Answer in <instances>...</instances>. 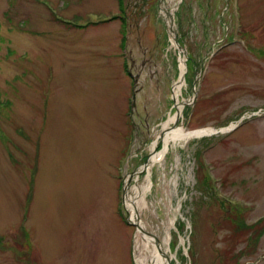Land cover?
Returning <instances> with one entry per match:
<instances>
[{"label":"rangeland","instance_id":"1","mask_svg":"<svg viewBox=\"0 0 264 264\" xmlns=\"http://www.w3.org/2000/svg\"><path fill=\"white\" fill-rule=\"evenodd\" d=\"M181 58L180 124L217 132L151 167L145 233L170 264H264V0H0V264L148 261L125 186Z\"/></svg>","mask_w":264,"mask_h":264},{"label":"bare ground","instance_id":"2","mask_svg":"<svg viewBox=\"0 0 264 264\" xmlns=\"http://www.w3.org/2000/svg\"><path fill=\"white\" fill-rule=\"evenodd\" d=\"M169 12H173L172 9L168 10ZM171 20V19H170ZM171 25V23L169 22ZM173 43L176 47L178 44L173 40ZM181 75L177 84V89L174 94L175 108L176 110L170 113L168 119H166L162 128L159 132L156 133V137L150 147V156L146 165L140 168V171H148L147 179L148 182L142 188L139 187L138 184H135L134 189L135 193H131L129 186H127V198L126 205L127 209L130 213L131 220L139 224L140 229L139 232L143 234V238L145 239L146 247L150 249L151 257L145 263L144 260H140L142 264H170V258H167V251L163 244L153 235L146 234V226L144 222L140 218L139 211L142 207L147 206V197L146 194L151 189V167L156 163H161L165 155L168 153L172 145L181 144L182 142L188 141L194 137H202L207 135H212L217 131L214 128H203V129H187L184 125L180 124V120L182 115L184 114L185 106L189 103L190 100L181 101L179 99L180 89L183 84L184 76L186 73V64L185 58H181ZM160 148V149H159ZM173 223V220L171 221ZM150 245L152 247L150 248ZM172 259V258H171Z\"/></svg>","mask_w":264,"mask_h":264},{"label":"water","instance_id":"3","mask_svg":"<svg viewBox=\"0 0 264 264\" xmlns=\"http://www.w3.org/2000/svg\"><path fill=\"white\" fill-rule=\"evenodd\" d=\"M167 14H168V16H169V18L171 19L170 20V23H171V25H169V27L172 29L173 27H172V19H173V15L171 14V12H169V11H167ZM175 38V37H174ZM177 42V41H176ZM177 44H178V46H179V48H181L183 51H184V53L185 54H187V50H186V48L185 47H183L182 45H180L178 42H177ZM196 84V83H195ZM194 91H195V96L197 95V90L194 88ZM126 189V188H125ZM126 191H127V189H126ZM126 191H125V193H126ZM125 198H126V194H125ZM128 216H129V211H128ZM130 222H132L133 224H136L137 226H138V228H140V226H139V224H137L136 222H133V221H131V219H128ZM147 232V231H146ZM167 258H169V257H167Z\"/></svg>","mask_w":264,"mask_h":264},{"label":"trees","instance_id":"4","mask_svg":"<svg viewBox=\"0 0 264 264\" xmlns=\"http://www.w3.org/2000/svg\"><path fill=\"white\" fill-rule=\"evenodd\" d=\"M235 226H238V225H235ZM237 239V241H238V238H236Z\"/></svg>","mask_w":264,"mask_h":264}]
</instances>
